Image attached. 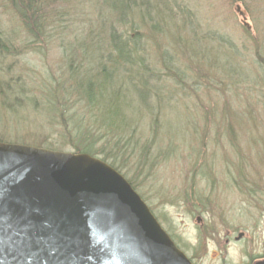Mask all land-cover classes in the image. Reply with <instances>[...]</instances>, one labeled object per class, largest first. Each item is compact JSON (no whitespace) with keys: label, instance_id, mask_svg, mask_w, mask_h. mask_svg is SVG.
I'll return each mask as SVG.
<instances>
[{"label":"rangeland","instance_id":"obj_1","mask_svg":"<svg viewBox=\"0 0 264 264\" xmlns=\"http://www.w3.org/2000/svg\"><path fill=\"white\" fill-rule=\"evenodd\" d=\"M69 4L40 49L0 55L2 79L21 78L37 102L14 113L0 106L2 143L38 144L58 131L41 111L42 77L63 79L83 43L105 35L96 19L110 17L100 0ZM149 10L136 24L144 63L159 76L149 95L162 127L155 139L153 115L142 112L139 143L154 139L149 162L136 175L131 158L117 172L136 176L135 191L192 264H248L264 255V0H157ZM0 16L4 29L17 28L1 7ZM158 19L161 31L150 32ZM14 34L19 46L23 37ZM191 187L196 202L183 200Z\"/></svg>","mask_w":264,"mask_h":264},{"label":"trees","instance_id":"obj_2","mask_svg":"<svg viewBox=\"0 0 264 264\" xmlns=\"http://www.w3.org/2000/svg\"><path fill=\"white\" fill-rule=\"evenodd\" d=\"M71 1L81 0H0L3 13L9 14L12 20L15 18L18 28L15 25L12 30L4 29L3 19H0V55L16 57L25 51L40 49L37 44H45L51 36L56 17L59 20L58 16L68 15L66 7ZM146 1L100 0L102 7L99 11L101 14L107 12L110 17L96 19L105 35L83 43L85 47L80 62L76 66L68 64L63 79L50 81L44 74V82L38 89L46 98L40 109L50 118L48 125L59 129L43 136L44 141L28 146L99 157L120 173L131 158L136 162V175L142 164L149 162L154 139L139 143L142 112L153 115L150 131L155 139L162 123L158 114L152 113L154 100L149 95V86H153L159 76L144 63L143 41L136 24L137 20L142 23L145 16H150L149 7L157 2ZM231 1L244 4V0ZM57 3L64 5V12L56 9ZM161 12L157 11V17ZM149 21L152 18L149 17ZM161 21L164 22L163 18ZM150 27V32H160V20H155ZM178 29L179 25L176 26ZM16 32L23 37L19 46L12 44L11 35ZM27 84L21 78L3 80L0 75V106L13 113L29 107V104L36 107L35 99L27 93L25 95ZM50 137L54 142L48 141ZM127 181L136 190V176L127 178ZM189 189L191 193L183 195L184 201L187 202L190 195L193 202L201 199L193 187Z\"/></svg>","mask_w":264,"mask_h":264},{"label":"water","instance_id":"obj_3","mask_svg":"<svg viewBox=\"0 0 264 264\" xmlns=\"http://www.w3.org/2000/svg\"><path fill=\"white\" fill-rule=\"evenodd\" d=\"M0 264L192 263L107 163L0 142Z\"/></svg>","mask_w":264,"mask_h":264},{"label":"flooded vegetation","instance_id":"obj_4","mask_svg":"<svg viewBox=\"0 0 264 264\" xmlns=\"http://www.w3.org/2000/svg\"><path fill=\"white\" fill-rule=\"evenodd\" d=\"M228 235V234H227ZM242 236H243V234H242ZM238 237V236H237ZM237 237H235L234 238V241H237ZM229 238H230V236H228V238H226V240H225V243H228L230 240H229ZM242 238V237H241ZM240 238V239H241ZM262 261H264V255H261V256H257V257H255L253 260H251L250 261V263H248V264H256V263H258V262H262Z\"/></svg>","mask_w":264,"mask_h":264}]
</instances>
